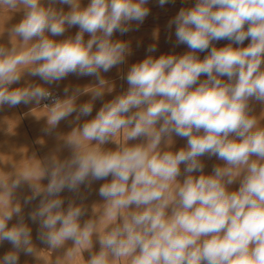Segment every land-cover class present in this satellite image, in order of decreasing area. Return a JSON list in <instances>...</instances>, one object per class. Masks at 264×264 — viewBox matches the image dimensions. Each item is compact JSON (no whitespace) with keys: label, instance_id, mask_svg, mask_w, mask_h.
Here are the masks:
<instances>
[{"label":"clouds","instance_id":"clouds-1","mask_svg":"<svg viewBox=\"0 0 264 264\" xmlns=\"http://www.w3.org/2000/svg\"><path fill=\"white\" fill-rule=\"evenodd\" d=\"M169 2L174 0H158L160 6ZM57 3L70 10L57 9ZM147 4L90 0L81 7V0H48L47 5L0 0V8L23 12L9 30L13 46H0V106L50 101L44 129L49 134L73 113L76 122L91 116L93 102L112 90L101 72L130 54L129 43L114 41L113 34L131 31L132 21L143 23L150 13ZM66 25L78 26L74 37L56 41L46 35L62 36ZM173 25L176 43L190 51L149 55L132 64L122 77L128 90L63 137L69 158L53 155L42 168L25 167L10 182L0 177V244L12 245L0 264H19L21 252L37 255L20 205L10 202L22 182L32 189L25 203L40 198L29 213L38 223L37 239L53 250L72 241L65 259L80 256L81 264H264V110L256 115L251 104L264 106V0H196L194 7L180 9L168 23ZM85 33L91 37L87 42ZM220 40L230 43L210 47ZM245 40H250L246 47ZM156 50L155 45L147 49ZM206 51L201 60L197 53ZM25 72L47 85H58L69 74L94 76L97 84L83 90L66 86L64 99L38 84L11 88ZM202 75L207 78L201 81ZM84 93H91V100L77 107ZM173 134L186 139L184 148L171 150ZM141 137L145 142L128 144ZM109 142L117 148L102 147ZM205 155L225 165H214L205 175L200 159ZM181 164L182 183L177 179ZM109 177L97 193L104 201L99 224L88 219L81 225L86 209L74 200L65 208L60 194H79L82 185L90 189ZM44 178L46 186L40 183ZM237 180L238 190L230 191ZM14 214L20 220L9 227ZM94 235L99 252L90 251ZM86 250L89 258L83 260ZM55 264L64 260L57 258Z\"/></svg>","mask_w":264,"mask_h":264},{"label":"rangeland","instance_id":"rangeland-1","mask_svg":"<svg viewBox=\"0 0 264 264\" xmlns=\"http://www.w3.org/2000/svg\"><path fill=\"white\" fill-rule=\"evenodd\" d=\"M43 2L47 5L48 0H43ZM89 3L90 0H81V7H86ZM195 3L196 0H174V2H169L160 6L158 0H148L147 7L150 9V13L144 19L143 23L138 24L136 21H132L130 22V27L132 28L131 31L125 34L114 32L112 39L114 41L121 40L128 42L130 46V54L126 56L124 63L118 64L106 73L101 72L104 79L109 82L108 87L112 90L111 92L106 91L101 99H97L93 102L94 106L91 116L81 117V120L76 122L74 120L75 113H73V115L66 120H61L58 127L49 134L46 133L44 129L47 127V113L50 108L43 107L41 103L39 105L35 103L27 105L21 103L15 107H9L8 105L0 106V177L5 176L6 178H9L8 180L10 182L11 179L15 178V176L25 167H35L39 165L42 168L46 163V159L53 155L61 160L69 158L71 151L63 147V137L70 134L79 124L93 119L103 103L111 101L116 96L123 94L128 90L129 85L122 77L126 76L132 64L141 62L149 55L158 58L162 54L183 55L190 51L186 45L176 43L175 25L169 28L168 23L178 14L181 8L194 7ZM54 7L57 9L62 8L65 12L70 10V6L58 3L54 5ZM22 17V11L13 12L0 8V46L6 48H11L13 46V37L9 30L13 25L19 23ZM65 27L66 31L62 36H51V34L47 32L46 35L53 40L63 41L69 37H74L79 31L78 26L68 27L66 25ZM90 38V34H84L85 42ZM19 39V37L16 38L15 42L17 44H19ZM229 43L230 41L228 40L212 41L210 47L215 46L221 48ZM249 43L250 40H245L242 46L246 47ZM151 45L156 46L157 50L155 52L147 51L148 47ZM233 46L237 47L238 45ZM197 55L202 60L208 55V52H198ZM206 78V76L202 75L199 79L202 81ZM224 79H226V77ZM28 84H38L48 89L57 90L62 95V99H64V88L66 86L69 87V89L79 87L83 90L86 87L95 86L97 80L94 76L78 77L77 75L69 74L64 80L60 81L58 85H47L44 84L38 76H31L25 72L22 75L20 82L11 85V88L24 87ZM90 100L91 93H84L76 100V106L79 107L81 104ZM251 104L256 115H260L261 111L264 110V106L260 105L258 102L252 101ZM133 111H135V109H133ZM143 141H145V138L141 137L137 140L128 141V144L135 145L139 142L143 143ZM172 141V151H178L181 148H184L187 143L186 139L175 136L174 134L172 136ZM92 143L95 144L96 142L93 141ZM102 147L108 150H115L117 144L115 142H109ZM200 159L204 164L203 174L205 175L212 174L214 165H225L224 161L219 160L215 156L209 158L205 155ZM180 167L181 175L177 179L182 183L185 178V173L183 172L184 165L181 164ZM200 174V172L193 173V175L197 177ZM111 179L112 178L109 177L107 181H95L92 183L90 189L82 185L79 194L75 193L74 195V192L68 190H64L60 194L61 198L65 200V208L67 207L69 200H74L77 204H82L86 209L85 215L81 217V225H83L84 221L88 219H95L99 224L102 217V205L104 201L103 198L97 194L98 189L103 183L110 182ZM40 183L41 185L46 186L48 179L44 178ZM228 188L230 191L238 190L239 180L232 185H229ZM1 192L2 190H0V194L2 195ZM31 195L32 189L29 183L22 182L10 197L12 206H15L16 204L20 205L22 210L20 216L24 217V223H26L32 230V241L37 251L36 256L25 255L23 252L19 253V264H55L57 258L63 259L64 264H81L80 256L65 259L68 250L72 248V241H67L63 248L53 250L49 249L47 245H45V247L44 244L37 239L38 223H33L29 219V212L36 209L34 206L39 205L40 198L32 200L30 203H25V198ZM20 216L16 217V214H14L12 220L8 222L9 227L18 223ZM40 247L42 248V251ZM11 250L12 245L7 241L3 242L0 244V257ZM99 250L100 245L98 243V237L97 235H94L93 246L90 251L99 252ZM81 255L83 260H87L89 258V250L84 251Z\"/></svg>","mask_w":264,"mask_h":264},{"label":"built area","instance_id":"built-area-1","mask_svg":"<svg viewBox=\"0 0 264 264\" xmlns=\"http://www.w3.org/2000/svg\"><path fill=\"white\" fill-rule=\"evenodd\" d=\"M49 90L53 93L54 96H56V97L62 99V95L60 94L59 91L54 90V89H49ZM41 105H42L43 107H46V108H50V107L52 106L50 101H42V102H41Z\"/></svg>","mask_w":264,"mask_h":264},{"label":"bare ground","instance_id":"bare-ground-1","mask_svg":"<svg viewBox=\"0 0 264 264\" xmlns=\"http://www.w3.org/2000/svg\"><path fill=\"white\" fill-rule=\"evenodd\" d=\"M226 45V44H225ZM13 115V114H12ZM13 117V116H12ZM140 141V140H139ZM140 142H142V141H140ZM139 142V143H140ZM143 142H145V141H143ZM137 144V143H136ZM3 154V153H2ZM5 166V165H4ZM21 168V167H20ZM4 169V168H3ZM15 169V168H14ZM19 170H21V169H19ZM7 173H8V171H7ZM12 174V173H11ZM5 177V176H4ZM9 179V178H8ZM11 179V178H10ZM24 183V182H23ZM25 192V191H24ZM27 192V191H26ZM2 193V192H1ZM1 195V194H0ZM17 195V194H16ZM74 195H75V193H74ZM18 198V197H17ZM34 207H36L37 208V206H34ZM30 211H31V209H30ZM30 213V212H29ZM24 216V215H23ZM16 217H17V215H16ZM23 219H24V217H23ZM40 246H41V244H40ZM44 246H45V244H44ZM43 246V247H44ZM46 247V246H45ZM41 248V247H40ZM39 248V249H40ZM50 249V248H49ZM41 251H42V248H41ZM44 252V251H43ZM47 253H48V251H47ZM42 254V253H41ZM39 256H40V254H39ZM45 260V259H44ZM46 261V260H45Z\"/></svg>","mask_w":264,"mask_h":264}]
</instances>
